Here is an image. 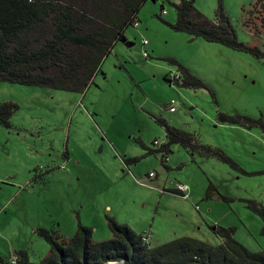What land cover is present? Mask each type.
I'll use <instances>...</instances> for the list:
<instances>
[{"label": "rangeland", "instance_id": "rangeland-1", "mask_svg": "<svg viewBox=\"0 0 264 264\" xmlns=\"http://www.w3.org/2000/svg\"><path fill=\"white\" fill-rule=\"evenodd\" d=\"M218 1L238 42L263 51L264 35L244 25L252 0H195L194 6L212 20ZM176 2H145L137 26L125 31L127 42L115 45L82 94L0 82V103L18 106L10 128L0 127V258L22 251L39 264L49 246L38 229L71 238L80 224L92 230V241H106V215L144 229L151 248L184 237L217 247L223 239L212 228L218 226L232 228L249 252L264 253L262 221L245 206L254 200L264 207V60L173 31L166 23L175 20ZM170 59L206 83L216 103L206 90L168 83L169 75H180ZM219 114L262 127L220 122ZM153 116L221 150L236 167L179 145L171 146L163 167L158 154L145 155L140 145L166 143ZM149 173L157 178L148 181ZM177 183L187 186L186 197L160 193ZM209 184L212 198L205 196Z\"/></svg>", "mask_w": 264, "mask_h": 264}, {"label": "trees", "instance_id": "trees-1", "mask_svg": "<svg viewBox=\"0 0 264 264\" xmlns=\"http://www.w3.org/2000/svg\"><path fill=\"white\" fill-rule=\"evenodd\" d=\"M147 1L0 0V82L82 94L115 45L125 41V31L136 22ZM194 1L171 3L175 20L171 24L165 22L166 25L188 35L191 41L201 39L264 60V50L238 42L220 1L212 20L195 8ZM246 16L245 27L255 36L264 35V0H252ZM169 63L180 73L179 86L206 90L215 102V95L206 83L177 61L170 59ZM17 110L16 104L0 103V127L10 128L11 117ZM153 118L163 128L166 143L154 149L140 145L145 155L158 154L163 167L173 145L236 167L221 150L200 144L193 134L171 127L160 117ZM219 121L247 129L262 127L239 115L219 114ZM33 179L37 181L36 176ZM215 194V188L209 184L205 196L212 198ZM221 199L227 201L225 197ZM245 204L261 219L264 235V207L254 200H246ZM105 219L111 238L103 242L92 241V230L80 224L71 238H64L54 230L38 229L37 235L49 246L39 264H264V253L249 252L237 243L232 228L216 227L214 234L223 239L217 247L184 237L151 248L128 226L118 224L109 215ZM12 257L17 264H31L25 252L18 251ZM10 258H0V264H9Z\"/></svg>", "mask_w": 264, "mask_h": 264}, {"label": "built area", "instance_id": "built-area-1", "mask_svg": "<svg viewBox=\"0 0 264 264\" xmlns=\"http://www.w3.org/2000/svg\"><path fill=\"white\" fill-rule=\"evenodd\" d=\"M133 26L134 27L137 26L136 22L133 24ZM141 43H142V46H146L147 45V41L146 40H142ZM144 57H147L146 53H144ZM168 77H169V81L170 82H179V79H180V75H178V74H176V75L171 74ZM174 105H175V103L173 101H170V103L168 104L167 110L170 113L175 111ZM154 145L158 146L156 142H154ZM153 177H154L153 173H149L148 174V179H152ZM175 191L177 193H179L180 196H182V197H186L187 196V194H186L187 193V187L182 185V184H177L175 186ZM149 236H150V234H148L146 236H142V243L147 244V239L149 238ZM8 262H9V264H17V260H16L15 257H11Z\"/></svg>", "mask_w": 264, "mask_h": 264}, {"label": "crops", "instance_id": "crops-1", "mask_svg": "<svg viewBox=\"0 0 264 264\" xmlns=\"http://www.w3.org/2000/svg\"><path fill=\"white\" fill-rule=\"evenodd\" d=\"M123 42H127V40L125 39V41H123ZM130 45V44H129ZM143 47V46H142ZM175 112V111H174ZM173 113V112H172ZM166 161H167V159H166ZM157 178V175H155L154 176V178L153 179H156ZM153 179H148V175H147V180L148 181H152ZM141 184H143L144 185V183H141ZM177 184H182V183H177ZM176 184V185H177ZM175 185V186H176ZM182 185H184V186H186L185 184H182ZM187 187V186H186ZM160 193H169V194H172V195H177V196H180V194L179 193H177L176 191H175V187L173 186L172 188H161V190H160ZM162 198H163V194H161L160 195V197H159V200H162ZM207 225V224H206ZM51 230H54L53 228H50ZM54 231H56V230H54ZM136 235H141V236H143L142 234H143V231H144V229H141L140 227H138L137 226V230H132ZM2 257V256H1Z\"/></svg>", "mask_w": 264, "mask_h": 264}, {"label": "water", "instance_id": "water-1", "mask_svg": "<svg viewBox=\"0 0 264 264\" xmlns=\"http://www.w3.org/2000/svg\"><path fill=\"white\" fill-rule=\"evenodd\" d=\"M212 230H215V227L212 228ZM106 264H123L122 262H108Z\"/></svg>", "mask_w": 264, "mask_h": 264}]
</instances>
